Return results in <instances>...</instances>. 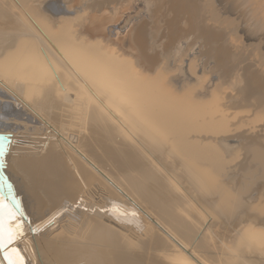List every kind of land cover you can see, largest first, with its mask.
Here are the masks:
<instances>
[{"label":"bare ground","instance_id":"1","mask_svg":"<svg viewBox=\"0 0 264 264\" xmlns=\"http://www.w3.org/2000/svg\"><path fill=\"white\" fill-rule=\"evenodd\" d=\"M59 1L63 0H0V134L11 140L7 148L0 141L4 162L0 173L12 184L7 192L0 176V248L9 245L14 230L9 220L17 215L28 216L31 227L40 223L36 232L41 233L79 204L89 215L103 218L93 226L95 232L102 228V233L84 240L41 234L27 237L31 243L27 253L35 264H237L236 255L227 251L232 240L216 245L211 239L217 213L204 197L196 199L189 191H177L181 188L176 178L179 169L167 157L183 169L186 166L199 179L198 186L208 187L216 205L231 217L243 208L241 196L250 191H245L247 184L236 191L225 184V171L234 163L229 165L226 142L220 138L247 126L238 121L240 114L221 113L216 92L201 102L189 90L173 91L165 70L155 72L157 65L142 63L131 51L143 45V33L133 27L130 33L119 35L117 18L108 17L101 5H91L95 6L92 11L71 17L77 0L64 2L72 9ZM246 88L245 98L255 89L250 84ZM5 91L11 95L4 98ZM261 112L254 114L256 120L263 119ZM11 119L18 126L9 125ZM48 123L71 134L81 135L85 130L83 147L87 149L90 139L101 149L100 165L106 162L110 169H100L90 160L91 151H79L56 128L53 139L46 134L45 142H31L19 151L14 148L21 141L16 134L41 136ZM249 140L252 144L244 151L249 148L251 160L264 165L261 134ZM6 149L9 153L3 158ZM15 149L18 154L12 155ZM236 152L232 156L238 160ZM239 166L247 168L244 161ZM106 191L118 196L92 203L91 199ZM39 208L43 211L39 216L47 212L41 218L33 212ZM247 210L257 218L248 216L241 238L264 245V228L257 223L264 222L260 218L264 201ZM147 211L170 232V239L158 232L152 236V232L144 242H135L147 227ZM240 240H234L233 249H240ZM1 249V264L30 262L23 252L11 259L10 248L4 255Z\"/></svg>","mask_w":264,"mask_h":264},{"label":"rangeland","instance_id":"2","mask_svg":"<svg viewBox=\"0 0 264 264\" xmlns=\"http://www.w3.org/2000/svg\"><path fill=\"white\" fill-rule=\"evenodd\" d=\"M64 2L72 4L74 0L59 1L61 5H65ZM95 4L105 8L108 17H111V19L117 18L115 20V29L117 31L115 32L119 35L124 36L130 33L133 27L134 30H140L143 33L144 37L141 38L143 45L139 49L131 51L137 54L142 63L150 66L157 65L155 72L165 70L168 78L167 85L173 91L182 94L189 90L192 98L198 101L201 100V102L212 99L213 93L216 92L219 95V109L224 111L221 113L226 114L230 111L232 114H240L241 120L238 121L244 123L242 126L247 125V128L245 126L242 127V123H239L240 128L242 127L243 129L241 128L239 129L240 131L220 138V140L226 142L223 145L224 152L228 154V160L231 159L229 165L236 162L235 165L227 167L224 177L225 184L234 191L238 190L241 185L247 184L248 187L245 191H250H247L249 194L241 196L240 204L243 205V208H238L231 217H227L220 206L216 205L217 199L213 193L212 195L208 194V187L205 186L204 188L199 184L201 189L204 188L199 190V179L195 180L186 166L183 169V165H179L174 158L167 157V159L173 163V167H177L176 169L180 170L176 171L177 181L181 185V188L177 189V191L180 194L188 193L189 191V195L195 196L196 199L204 197L206 204L217 213L218 217L212 225L213 232L211 234V239L216 245H224L225 239L227 241L232 240L227 243V251H230L232 255H236L234 258L237 259V264H264V245H258V247L255 241L248 239L246 236L241 238L240 235V232L244 229L243 226H247L249 223L248 216L251 219L257 218L255 214H247V207L260 203L261 199L264 201V165L251 160L249 148H247L248 151H244L246 147H249V144H252L249 142L250 137L260 136L261 134V140H264V113L261 112H264V0H77L76 8L72 10L70 16L73 17L78 13L92 11L95 6L92 7L91 5ZM37 5H42V3L37 2ZM65 7L72 9V6L69 5H65ZM61 17H58V19ZM170 79H175V81L171 82L169 81ZM183 82L186 83L183 86L180 85ZM247 84H250L255 89L252 90L254 94L245 98ZM5 93L4 98L10 94L8 91H5ZM258 112L262 113L263 119L256 120L254 114ZM253 116L256 122L252 118ZM246 118L248 120L245 122ZM9 122V125L18 126L15 125L17 123H13V119L9 120ZM51 124L49 125L48 123L46 125L41 136H37V134L34 136L32 134H16L21 141L14 145V148L19 151V149L27 148V144H31V142L34 144V142L41 139L42 142H45L46 134H50L53 139L56 133L54 128H56L67 139L73 140L72 142L69 141L74 147L80 149L79 151H91L90 160L98 163L97 165L100 169H110V164L106 162H101L100 165L98 157L101 149L90 143V139H87V149L83 147L81 139L85 140L87 138L84 129L81 135L79 133L71 134L69 130L64 131V129L56 126L55 123ZM2 128L1 131L4 130L5 126ZM252 129L254 132H252ZM239 134L245 135L243 138H237ZM10 135H13V133H10ZM261 146L264 151V145ZM16 149L12 152V155L18 154ZM39 149L41 150V148ZM236 151L240 153L237 155L239 157L238 160L232 156ZM242 161L247 165L245 171L239 166ZM168 163L164 160L162 161L163 165H168ZM197 192L201 195L197 194ZM104 193L105 196L100 195V193L97 194L95 199H91L92 203H102L110 197L118 196L108 191ZM119 198L121 197L119 196ZM78 206L79 204L73 211H65L62 219L41 233L36 232V226L40 223H36V225L31 227L28 216L17 215L18 218H13L15 220L13 221L14 230L11 232L13 239L10 241L11 243L16 240L13 244L15 246L11 245L9 247L10 250L8 252L6 250L5 253L7 252L11 259H16L19 255H23L25 261L29 258V264H35V260L33 258L32 260L27 253L31 244L27 239L33 237L34 234H41L43 237L67 236L68 238L79 240H84L96 232L101 234L102 231L100 232V230L102 228L97 227L95 232L93 226L98 225V221L100 223L103 218L91 216L88 214L87 208ZM33 212L37 218L47 214L46 212L39 216L43 212L40 208ZM147 214L149 215V218H146L147 227L145 231L137 237L135 236L137 238L135 242H144L146 237L152 232V236L158 232L163 237L170 239V232L160 225L156 218L150 216L148 211ZM260 218L263 219L264 215ZM257 223L259 227L264 228V222L261 223L257 220ZM231 236L232 238H230ZM235 239L240 240V249H233ZM255 248L258 249L255 250Z\"/></svg>","mask_w":264,"mask_h":264},{"label":"water","instance_id":"3","mask_svg":"<svg viewBox=\"0 0 264 264\" xmlns=\"http://www.w3.org/2000/svg\"><path fill=\"white\" fill-rule=\"evenodd\" d=\"M0 141L6 144V148H7V145L11 143V140H10V138L8 137V135H5V134H0ZM3 151H4V157H3V158H5V156H6L7 152H8V150L6 149V150H3ZM3 167H4V162H2V159H1V157H0V168H3ZM0 176H1L2 181H3V183H4L5 190H6V191L9 190V188H11V185H12L11 182H9L8 178L4 175V173H3L2 171H1V173H0ZM7 183H8L9 185H7ZM7 192H9V191H7ZM19 211H20V210H19ZM11 221H15V220L12 219ZM18 222H20V221H18ZM15 242H16V240L13 241V242H11V243L9 244V246H7V247H5V248H2V249L0 248V249L2 250V252H3V254H4V252H5L6 250H8V248H9L11 245H13Z\"/></svg>","mask_w":264,"mask_h":264},{"label":"snow or ice","instance_id":"4","mask_svg":"<svg viewBox=\"0 0 264 264\" xmlns=\"http://www.w3.org/2000/svg\"><path fill=\"white\" fill-rule=\"evenodd\" d=\"M12 239H13V237H12V236H9V237H8V240H9V241H11ZM19 264H24V262H23V260H22V259L20 260Z\"/></svg>","mask_w":264,"mask_h":264}]
</instances>
